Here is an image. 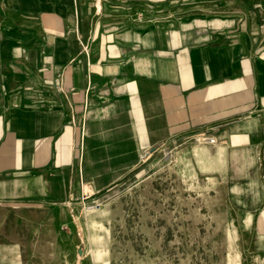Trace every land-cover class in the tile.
I'll list each match as a JSON object with an SVG mask.
<instances>
[{
    "label": "crops",
    "instance_id": "1",
    "mask_svg": "<svg viewBox=\"0 0 264 264\" xmlns=\"http://www.w3.org/2000/svg\"><path fill=\"white\" fill-rule=\"evenodd\" d=\"M198 139L264 237V0H0V205L94 202Z\"/></svg>",
    "mask_w": 264,
    "mask_h": 264
},
{
    "label": "rangeland",
    "instance_id": "2",
    "mask_svg": "<svg viewBox=\"0 0 264 264\" xmlns=\"http://www.w3.org/2000/svg\"><path fill=\"white\" fill-rule=\"evenodd\" d=\"M203 143L214 140L152 149L94 202L0 205V264H264V237L242 212L253 191Z\"/></svg>",
    "mask_w": 264,
    "mask_h": 264
},
{
    "label": "bare ground",
    "instance_id": "3",
    "mask_svg": "<svg viewBox=\"0 0 264 264\" xmlns=\"http://www.w3.org/2000/svg\"><path fill=\"white\" fill-rule=\"evenodd\" d=\"M103 213L101 212L100 215H102Z\"/></svg>",
    "mask_w": 264,
    "mask_h": 264
},
{
    "label": "water",
    "instance_id": "4",
    "mask_svg": "<svg viewBox=\"0 0 264 264\" xmlns=\"http://www.w3.org/2000/svg\"><path fill=\"white\" fill-rule=\"evenodd\" d=\"M152 151H154V149Z\"/></svg>",
    "mask_w": 264,
    "mask_h": 264
}]
</instances>
